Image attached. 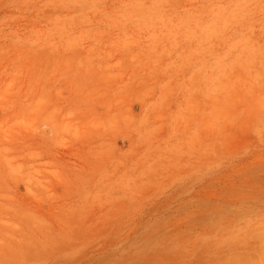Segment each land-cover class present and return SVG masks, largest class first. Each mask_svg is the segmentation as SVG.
<instances>
[{
  "label": "rangeland",
  "instance_id": "obj_1",
  "mask_svg": "<svg viewBox=\"0 0 264 264\" xmlns=\"http://www.w3.org/2000/svg\"><path fill=\"white\" fill-rule=\"evenodd\" d=\"M0 264H264V0H0Z\"/></svg>",
  "mask_w": 264,
  "mask_h": 264
}]
</instances>
